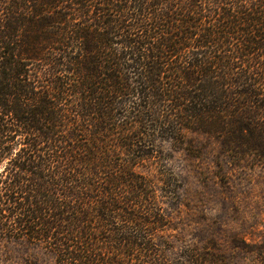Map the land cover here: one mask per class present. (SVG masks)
I'll return each instance as SVG.
<instances>
[{
  "label": "trees",
  "instance_id": "16d2710c",
  "mask_svg": "<svg viewBox=\"0 0 264 264\" xmlns=\"http://www.w3.org/2000/svg\"><path fill=\"white\" fill-rule=\"evenodd\" d=\"M188 133L264 166V0H0V236L165 264L164 146Z\"/></svg>",
  "mask_w": 264,
  "mask_h": 264
},
{
  "label": "rangeland",
  "instance_id": "374dc122",
  "mask_svg": "<svg viewBox=\"0 0 264 264\" xmlns=\"http://www.w3.org/2000/svg\"><path fill=\"white\" fill-rule=\"evenodd\" d=\"M164 149L176 180L158 194L167 228L155 243L165 264H264V166L235 167L197 133ZM0 264L57 263L43 247L0 236Z\"/></svg>",
  "mask_w": 264,
  "mask_h": 264
}]
</instances>
